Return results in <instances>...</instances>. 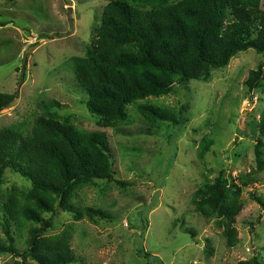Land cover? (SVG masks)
I'll use <instances>...</instances> for the list:
<instances>
[{"label": "rangeland", "instance_id": "obj_1", "mask_svg": "<svg viewBox=\"0 0 264 264\" xmlns=\"http://www.w3.org/2000/svg\"><path fill=\"white\" fill-rule=\"evenodd\" d=\"M107 3L0 0V93L19 89L17 102L0 113V130L29 134L41 114L38 105L58 102L55 120L82 134H98L110 150L116 179L127 184L100 181L79 190L75 208L102 210L107 218L79 220L58 210L47 235L71 236L72 264H264V172H257L255 153L264 118V55L240 53L227 67L212 71L209 82L192 81L188 88L179 85L168 96L140 102L171 112L187 107L181 128L153 126L137 104L128 108L129 123L104 128L87 108L88 95L75 80L73 61L97 43ZM252 71H260L262 80L249 90ZM205 137L213 146L201 159ZM217 179L242 189L244 209L235 225L239 243L234 248L227 245L224 222L202 217L193 205L195 192ZM13 187L30 185L8 170L0 190ZM29 228H13L20 252L27 248ZM0 237H5L1 225ZM139 250L148 256H139ZM18 260L0 255V264Z\"/></svg>", "mask_w": 264, "mask_h": 264}, {"label": "trees", "instance_id": "obj_2", "mask_svg": "<svg viewBox=\"0 0 264 264\" xmlns=\"http://www.w3.org/2000/svg\"><path fill=\"white\" fill-rule=\"evenodd\" d=\"M2 26V25H1ZM250 50L264 55V3L261 0H108L102 12L97 43L84 58L73 61L75 80L88 95L87 108L104 128L130 122L128 108L137 104L153 126L186 123L187 107L177 112L160 106L140 105L149 98L172 94L176 86L209 82L212 71ZM260 71L250 72L246 86L258 88ZM25 74L23 75V84ZM19 97L0 93V113ZM58 102H41V112L29 134L16 128L0 130V184L6 171L19 175L29 189L0 190V255L18 258L14 264H72L75 261L68 234L48 236L54 216L61 211L76 219L107 218L102 210L73 205L78 191L100 181L127 184L116 179L110 150L95 133L82 134L55 120ZM264 118L255 147L258 171L264 172ZM213 141L205 137L199 157L205 159ZM242 189L226 179L207 182L194 194L193 205L206 219L224 222L227 245H238L237 218L244 209ZM254 201L263 204L253 195ZM46 214H52L46 218ZM29 228L27 248L16 247L13 228ZM147 225L145 226V230ZM139 256H148L139 250ZM238 264H252L242 261Z\"/></svg>", "mask_w": 264, "mask_h": 264}, {"label": "water", "instance_id": "obj_3", "mask_svg": "<svg viewBox=\"0 0 264 264\" xmlns=\"http://www.w3.org/2000/svg\"><path fill=\"white\" fill-rule=\"evenodd\" d=\"M16 102H17V100L13 101L10 105L15 104Z\"/></svg>", "mask_w": 264, "mask_h": 264}]
</instances>
